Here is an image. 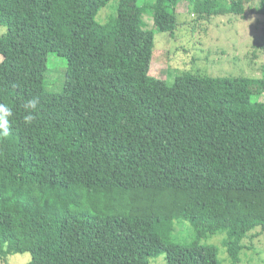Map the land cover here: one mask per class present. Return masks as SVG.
I'll list each match as a JSON object with an SVG mask.
<instances>
[{"label":"trees","instance_id":"1","mask_svg":"<svg viewBox=\"0 0 264 264\" xmlns=\"http://www.w3.org/2000/svg\"><path fill=\"white\" fill-rule=\"evenodd\" d=\"M110 1L0 0L1 258L223 264L222 248L239 264L264 246V78L149 68L181 2L198 17L243 2L113 0L99 22Z\"/></svg>","mask_w":264,"mask_h":264},{"label":"rangeland","instance_id":"2","mask_svg":"<svg viewBox=\"0 0 264 264\" xmlns=\"http://www.w3.org/2000/svg\"><path fill=\"white\" fill-rule=\"evenodd\" d=\"M256 0H242V15L218 14L211 17H198L189 12L187 3L181 2L176 9V26L173 35L155 32L154 49L149 74L167 84L174 79L175 73L190 72L200 76H245L264 78V16L254 8ZM115 7L113 0L103 8L98 16L99 22H105L107 15ZM146 29H152V18L143 15ZM0 36L5 28L0 26ZM66 55L60 52L59 56ZM56 57V58H54ZM51 64L63 60L54 56ZM52 58V59H53ZM1 60V58H0ZM51 66L45 87L48 91L59 92L66 68ZM264 238V235H262ZM264 242V239H263ZM3 243L0 240V250ZM223 252V253H222ZM1 253V251H0ZM163 254L150 259L149 264H164ZM28 253L1 258L0 264H25L29 261ZM218 259L223 264H230L225 249H219ZM239 264H264V246L241 253Z\"/></svg>","mask_w":264,"mask_h":264}]
</instances>
